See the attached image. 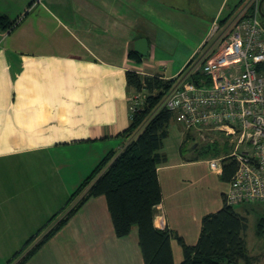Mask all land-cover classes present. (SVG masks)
Returning a JSON list of instances; mask_svg holds the SVG:
<instances>
[{"label":"crops","instance_id":"0c3cea01","mask_svg":"<svg viewBox=\"0 0 264 264\" xmlns=\"http://www.w3.org/2000/svg\"><path fill=\"white\" fill-rule=\"evenodd\" d=\"M236 2L0 0V14L19 19L4 35L0 27V264L17 262L75 202L70 196L98 162L123 146L133 90L126 71L168 79L201 62L212 26L221 28ZM140 37L148 53L135 60L128 52ZM180 125L169 124L159 149L153 223L194 244L228 181L187 147L195 130ZM245 243L252 264H264V242L251 250ZM170 245L178 264L182 246L175 236ZM23 264H144L138 226L117 236L105 196H91Z\"/></svg>","mask_w":264,"mask_h":264},{"label":"trees","instance_id":"16d2710c","mask_svg":"<svg viewBox=\"0 0 264 264\" xmlns=\"http://www.w3.org/2000/svg\"><path fill=\"white\" fill-rule=\"evenodd\" d=\"M232 12L234 10L220 21L221 25ZM9 21L7 15L0 14L2 30L14 23ZM128 55L135 60L140 57L133 49ZM185 70L177 77L168 79L142 77L134 70L126 71L128 87L136 92H144L143 102L133 108L130 123L121 132L126 141L118 152L110 150L98 162L70 196L68 204L75 202L15 264H23L29 259L87 198L101 194L106 198L117 236L128 234L134 224L138 226L144 264H174L170 245L174 236L183 250V259L178 264H252L253 257L246 252V217L225 201L218 210L202 217L194 244H188L168 228L154 226L153 207L162 198L157 165L165 159L159 149L168 135L170 122L175 119L174 113L163 105V99L173 82L176 86L181 81ZM191 76L198 83L209 82V77L201 69ZM235 168L234 160L225 159L222 179L229 181ZM257 229L263 233L264 214L258 219Z\"/></svg>","mask_w":264,"mask_h":264},{"label":"built area","instance_id":"2783aa9c","mask_svg":"<svg viewBox=\"0 0 264 264\" xmlns=\"http://www.w3.org/2000/svg\"><path fill=\"white\" fill-rule=\"evenodd\" d=\"M259 4L258 0L254 12L241 18L218 50L201 63L209 82L198 83L188 72L164 97L163 105L185 128L219 130L235 143L228 155L209 158L208 165L220 173L225 159L234 160L224 201L256 203L264 213V22ZM218 32L214 24L210 33ZM142 102L143 96L135 98L132 110Z\"/></svg>","mask_w":264,"mask_h":264},{"label":"rangeland","instance_id":"374dc122","mask_svg":"<svg viewBox=\"0 0 264 264\" xmlns=\"http://www.w3.org/2000/svg\"><path fill=\"white\" fill-rule=\"evenodd\" d=\"M257 1L258 0H241L236 5V9L234 10V12H232V15L228 18V20L224 24H222L221 28L219 27V32L216 35H214L209 41H207L206 44H204L202 48V52L205 53V56L202 58V60H200L201 62H199L198 61L199 59L197 60L196 58L186 70L192 68V70L199 71L201 66L200 63H202L206 58L212 56L218 50V48L223 43L224 39L229 35L230 30L239 22V20L244 16L254 12V7L257 5ZM230 2L231 4H233L236 2V0H230ZM261 9L262 11H264V1L262 2ZM262 19L264 21V18ZM196 60L198 61L197 63H195ZM185 71H184V75L186 73ZM174 86L175 84L173 82L171 87L165 92V96L172 90ZM139 96L144 97V92L143 91L136 92L132 90L131 97L133 100L135 98H138ZM174 125H176L178 128L179 126H181L177 121H175V119H172V121L170 122V127ZM186 138L191 139L190 143L189 144L187 143L188 144L187 147L194 148L196 150L195 152H197L195 156H202V158L206 159V161L212 157H224L228 155L234 149V144H235L234 142H230V138L225 133L219 130H203V131L195 130L193 134L188 133ZM206 164L204 163L201 166L207 169L205 166ZM246 204H252V203H246ZM235 207L241 210V213H243L244 216L246 217L247 220L246 222L247 225L245 230L247 237L246 241L248 243L247 244L248 249L251 250L253 245H255L257 242H261V243L264 242V233H261L260 236H257V229H256L257 219L261 215L262 208L259 207L260 208L259 209L258 207H255V209H253L252 211L244 212V209L242 211L239 205H236ZM30 243L31 246L34 243V241ZM15 263H16L15 261L14 262L12 261V263L10 264H15Z\"/></svg>","mask_w":264,"mask_h":264},{"label":"water","instance_id":"95a60500","mask_svg":"<svg viewBox=\"0 0 264 264\" xmlns=\"http://www.w3.org/2000/svg\"><path fill=\"white\" fill-rule=\"evenodd\" d=\"M261 3H262V0L260 1V5H259V13H260V16L262 18H264V12L261 9ZM134 50L142 56L146 55L148 53V40H147V38H145V37L137 38L134 41Z\"/></svg>","mask_w":264,"mask_h":264},{"label":"flooded vegetation","instance_id":"af4514ba","mask_svg":"<svg viewBox=\"0 0 264 264\" xmlns=\"http://www.w3.org/2000/svg\"><path fill=\"white\" fill-rule=\"evenodd\" d=\"M260 1H261V0H259V2H260ZM263 1H264V0H263ZM263 1H262V2H263ZM259 5H260V4H259ZM261 6H262V3H261ZM263 12H264V11H263ZM260 17H261V16H260ZM261 19H262V17H261ZM262 21H263V19H262ZM263 22H264V21H263Z\"/></svg>","mask_w":264,"mask_h":264},{"label":"bare ground","instance_id":"6f19581e","mask_svg":"<svg viewBox=\"0 0 264 264\" xmlns=\"http://www.w3.org/2000/svg\"><path fill=\"white\" fill-rule=\"evenodd\" d=\"M188 72L185 73V75L187 74Z\"/></svg>","mask_w":264,"mask_h":264}]
</instances>
